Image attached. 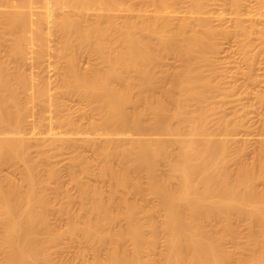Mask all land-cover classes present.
Instances as JSON below:
<instances>
[{
	"label": "bare ground",
	"instance_id": "6f19581e",
	"mask_svg": "<svg viewBox=\"0 0 264 264\" xmlns=\"http://www.w3.org/2000/svg\"><path fill=\"white\" fill-rule=\"evenodd\" d=\"M18 1L13 10H0V48H7L8 61L41 68L40 58L50 55L65 64L56 92L40 72L26 73L14 65L18 61L10 66L0 55V264H64L51 249L65 235L96 253L93 260L79 253L81 264H264V187H258L264 183V147L252 162H239L240 151L231 150L229 137H215L216 131L230 135L235 123L223 117L213 130L215 109L206 102L219 89L208 73L213 75L217 35L227 32L209 16L177 15L172 5L181 0H125L128 11L135 10L133 2L141 4L143 13L135 16L101 12L117 9V0ZM149 5L151 14L146 13ZM232 5L239 14L241 2ZM91 8L99 12L79 11ZM259 14L264 16V0L258 1ZM235 17L236 28L252 33L254 25ZM258 30L264 40V28ZM54 36L60 45L51 51L48 42ZM83 51L93 53L97 62L81 72ZM171 54L181 59V67L157 74ZM61 95L87 100L98 119L81 126L62 112ZM146 115L151 116L148 125L143 124ZM29 121L43 147L37 145V157L25 131ZM149 130L174 137L153 138ZM57 144L76 150L70 175L79 198L60 194L57 169L40 173L50 156L45 147ZM83 146L95 152L93 165ZM233 159L239 164L230 170ZM160 163L168 172H159ZM5 165L22 166V180L2 173ZM94 165L96 175L111 179L107 197L80 176L91 175ZM143 173L147 187L140 181ZM52 181L57 186L53 198L64 200L56 206L48 193ZM145 190L157 197L155 204L145 202ZM74 203L79 205L75 215ZM49 212L68 215L67 227L57 228ZM241 220L247 222V241L232 253L224 241L237 239ZM159 232L166 248L156 253Z\"/></svg>",
	"mask_w": 264,
	"mask_h": 264
},
{
	"label": "rangeland",
	"instance_id": "374dc122",
	"mask_svg": "<svg viewBox=\"0 0 264 264\" xmlns=\"http://www.w3.org/2000/svg\"><path fill=\"white\" fill-rule=\"evenodd\" d=\"M117 1L119 3L117 9L104 10L101 12L111 15H119V16H124V15L135 16L137 14L143 13L142 11H138V9L141 8V4L139 3L133 2L130 6L132 8H135V10L128 11L125 9L126 6L128 5V3L125 2V0H117ZM239 1L241 2L239 14H236L234 12L235 9L234 6L232 5L233 0H203L204 5L201 8L195 7L190 0H181L180 3L179 2L177 4L174 3L172 7L176 8L179 11L177 14L179 16H184V15L185 16L187 15V17L209 16V18L212 19V23L217 29L220 30L224 29L227 32V34L217 35L219 48H218V52L215 53L214 55L215 63L217 62L216 63L217 65L215 63H214L215 66L214 64H212L214 67L213 71L216 70V74H214L213 71H212L213 75L211 74L210 71L208 73L210 74L212 79H214L213 76H215L214 82L219 84L218 85L219 89L212 92L213 94H211L210 98L206 102L211 106H213L215 109L210 117V126L215 125V130H217L218 125L220 123V119L223 117H226L227 119H230L229 121H233L232 123H235V128H233L230 131V135L229 133H226L225 135V133H218V131H216L215 137H219V138L226 137V139L227 137H229L230 141L229 139L228 141L229 143L231 142L230 143L231 150L233 152L234 150L240 151V153L238 152L239 155L238 154L236 155L238 156L237 158L240 159L239 162L243 160L248 163L249 161L252 162L255 155L264 147V40L261 39L260 33L258 32L259 31L258 28L259 29L264 28L263 27L264 16L261 17L260 14L258 15V1H263V0H239ZM18 2H19L18 0H5L3 4L0 5V10L1 11L13 10L14 9L13 5L18 4ZM147 8L149 9V11L146 13L151 14L152 12L151 9L153 8V6L149 5L147 6ZM79 11L82 13L88 12L90 16H94L95 15L94 13L99 12V11H94L93 8L79 9ZM235 16L244 19L243 23L245 26L254 25L255 28L252 29V33L251 32L245 33L239 30L238 28H236L234 26V22L232 23V21L236 18ZM45 28L46 29L48 28L47 25ZM5 41H7V39H5ZM59 45H60V41L57 36H54L53 39H51L48 42V48L51 51H53V49H57ZM4 46L5 45L1 46L0 48V55H2L1 58L4 61L10 62V66L13 65L16 61H18L14 65H21L22 69L26 73L34 74V72L35 73L40 72L41 75H43L44 77L48 78L49 81H51L52 84V85L50 84L52 86L51 91L57 92V89L59 91V88H57L59 82L58 76L62 75L61 73L63 72L62 66L65 64L64 60L61 59L60 62L57 61V59L54 58L53 56L44 55L40 58L41 63L44 67L36 68L33 67L34 65L32 66L31 62H29V64L27 62L25 63L26 65H24L19 60L8 61L9 59L7 58L8 56L6 51L7 48L5 49ZM96 62H97L96 57L94 56L93 53L89 51H83L82 53L79 54L78 64L81 68L80 70L81 72H83L84 69L85 71H87L88 69L86 70V68ZM161 64L162 66L160 65L157 67V71H156L157 74H160V72L162 73L166 69L167 71L173 72V70L175 71L176 69L181 67L182 62L179 57L171 54L168 55ZM211 67L209 68L210 70H212ZM205 74H207V72H205ZM220 74L221 76H219ZM156 92L158 93V90ZM60 101L62 103V112L69 113L72 116V118L81 126H86V124L89 123V121L98 119V114L92 109L89 102L83 98L69 96V95H61ZM146 106L144 108H146ZM150 117L146 115L143 124H145L147 121L146 125H148L149 122L151 121ZM172 123L174 122L172 121ZM213 126L211 127L212 129ZM56 129L55 131H58L60 128L57 127ZM147 130L148 129L144 130L143 132L147 133ZM233 130L234 132L231 133ZM25 131L27 133L28 141L30 142L34 141L35 146L34 145L32 146L31 144L30 147L31 154L34 157H37L40 152L39 150L43 147L39 146L38 141H36L37 134L36 135L32 134V121L27 122L25 126ZM150 132L151 131L149 130L148 132L149 136L151 135L153 138L171 139L172 136L174 137V135L171 134H166V133L150 134ZM144 133H140L139 136L138 135L137 136L138 137L142 136L143 138L145 136V138H150V137H146L147 135L146 134L144 135ZM78 135H79V139H83L85 134L84 133L82 134L81 132V134ZM38 137H41V135L40 136L38 135ZM37 145L41 148L39 149ZM45 148L47 149L45 150ZM45 148L44 150L47 151L46 154L50 156L48 162L44 163V165L42 164V167L40 168L41 169L40 173H42L44 176L47 174V171L49 169L51 168L57 169V173L59 175V176L57 175L59 178L58 179L59 183L57 179H56L57 181L56 183L61 185L62 188L61 190L59 189L60 194L63 192L65 193L68 192V194L73 195V197L76 196L77 198H79V196L77 195L76 186L70 175L71 174L70 168H72L71 158L74 154L75 149H73L71 146L66 144H57L52 147L46 146ZM82 150H83V154L86 155L85 157H87L91 162L95 161V152L92 150L91 147L83 146L81 147V151ZM236 160L233 159L228 161L227 166L230 168V170H235L236 166H238L237 165L239 164L238 159ZM21 167L22 166L17 167L13 165H5L2 168V173L13 177L17 181L18 180L21 181L23 178L22 177L23 171ZM75 167L73 169H75ZM96 167L97 165L92 166V168H94L93 169L94 171L91 172V175L89 173L90 176L84 174L80 176H82V179L89 181L91 184H94L99 188H102L103 193H105L104 196L107 197L112 187L111 179L100 178L98 175H96L98 172V169L97 172L95 171ZM158 168H159V172H163V173L168 172V166L165 163H160ZM45 171L46 174L44 173ZM140 181L143 187L148 183V177L145 173L140 175ZM54 183L55 182H53L52 186L48 189L49 191L48 193L51 196V199L53 198V196L55 197L56 195V193L54 194V192L57 186L56 183L55 184ZM262 183L261 182L258 183L259 189L264 187L263 186L264 183L263 184ZM145 187H147V185ZM145 191H146L144 196V198H146L144 199L145 202L147 200L149 204L147 202L146 203L148 205L155 204L157 201V197L149 193L147 190ZM65 193H63V195ZM59 198L56 199L59 201H56L55 198H53L52 205L55 206L59 205L63 197H59ZM78 206H79L78 203L77 204L74 203V205H72V211L74 212V215L78 213L77 212L79 210ZM49 213L47 214L48 220L51 221V223H53L54 225H56L57 228L60 227L61 229H64L65 227H67V224L70 220L68 215L58 216L54 212L53 213L49 212ZM161 220H162V214L157 215L156 222L160 224ZM238 226L239 227H238L237 239L233 240L227 238L224 241V247L232 253H237L238 246L247 241V236H248L247 222L245 220H241ZM72 240H73L72 238L65 235L57 241V243L51 249L55 260L59 259L60 261L62 259V262H64V264H81L82 260L80 258L81 255L79 253H81L82 251H83L82 255L84 256V258L88 260H93L95 258L96 253L92 250L90 245L82 241L75 242L74 240L73 241ZM165 248H166V243L163 237V233L159 232V237L156 244V253L163 252ZM99 255L105 258L106 251L102 250L101 253H99ZM1 256L2 255L0 253V258Z\"/></svg>",
	"mask_w": 264,
	"mask_h": 264
}]
</instances>
